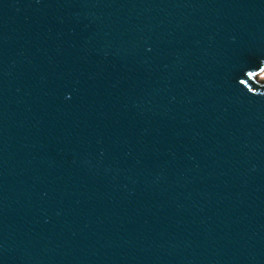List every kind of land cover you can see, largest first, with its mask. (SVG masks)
<instances>
[{
	"label": "water",
	"instance_id": "obj_1",
	"mask_svg": "<svg viewBox=\"0 0 264 264\" xmlns=\"http://www.w3.org/2000/svg\"><path fill=\"white\" fill-rule=\"evenodd\" d=\"M264 0H0V264H264Z\"/></svg>",
	"mask_w": 264,
	"mask_h": 264
},
{
	"label": "rangeland",
	"instance_id": "obj_2",
	"mask_svg": "<svg viewBox=\"0 0 264 264\" xmlns=\"http://www.w3.org/2000/svg\"><path fill=\"white\" fill-rule=\"evenodd\" d=\"M262 80H264V70L257 74Z\"/></svg>",
	"mask_w": 264,
	"mask_h": 264
}]
</instances>
